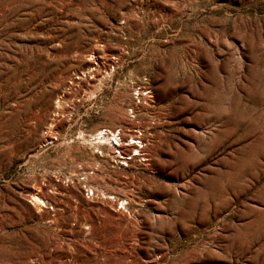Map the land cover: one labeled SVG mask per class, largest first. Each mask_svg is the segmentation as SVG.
<instances>
[{"label":"rangeland","instance_id":"374dc122","mask_svg":"<svg viewBox=\"0 0 264 264\" xmlns=\"http://www.w3.org/2000/svg\"><path fill=\"white\" fill-rule=\"evenodd\" d=\"M0 264H264V0H0Z\"/></svg>","mask_w":264,"mask_h":264},{"label":"built area","instance_id":"2783aa9c","mask_svg":"<svg viewBox=\"0 0 264 264\" xmlns=\"http://www.w3.org/2000/svg\"><path fill=\"white\" fill-rule=\"evenodd\" d=\"M136 92H137V95L139 97L138 91H136ZM148 93H149V90L147 89L146 91H143L141 96L144 97ZM137 95H136V97H137ZM135 100L138 102V98H136ZM129 112L131 113L132 111L130 110ZM133 136L136 139H133L131 141V144H135L136 147H138V149H140L141 138H139V135L138 136L133 135ZM95 138H96L95 140H104V139L109 140L110 149L113 151H116V153L119 152L118 148H119L120 144L122 143V139H121V135H120L119 130L108 131V130L102 129V130L98 131V133L95 135ZM134 156H137V155L134 154ZM84 179H85L84 176L80 177L81 181ZM82 192H83V196L85 198H92L94 195V190L91 189L90 187L89 188L86 187L85 185L82 186ZM116 207L118 210L124 211L125 210V202L124 201H118ZM49 209L51 210L52 208L49 207Z\"/></svg>","mask_w":264,"mask_h":264},{"label":"bare ground","instance_id":"6f19581e","mask_svg":"<svg viewBox=\"0 0 264 264\" xmlns=\"http://www.w3.org/2000/svg\"><path fill=\"white\" fill-rule=\"evenodd\" d=\"M128 138L131 139V140L136 139V138H135L134 136H132V135L129 136ZM104 142H105V141H104ZM104 142H103V143H104ZM140 148H141V149L143 148V146H142V142H140ZM128 150H130L128 153L137 150L136 155H141V153H140L141 150H140V149L138 150V147H136L135 144H131V142L128 143V144L126 145V151H128ZM126 153H127V152H126ZM128 153H127V154H128ZM120 154H121V153H120ZM29 195H30V197H31V201L33 202V204H36V205L41 206V207L45 206L44 203H43V201H42V199H41V197H40V194L37 193L35 190H31V191L29 192Z\"/></svg>","mask_w":264,"mask_h":264}]
</instances>
